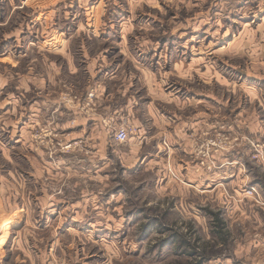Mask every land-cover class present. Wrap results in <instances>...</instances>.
<instances>
[{"label":"rangeland","instance_id":"obj_1","mask_svg":"<svg viewBox=\"0 0 264 264\" xmlns=\"http://www.w3.org/2000/svg\"><path fill=\"white\" fill-rule=\"evenodd\" d=\"M0 264H264V0H0Z\"/></svg>","mask_w":264,"mask_h":264},{"label":"crops","instance_id":"obj_2","mask_svg":"<svg viewBox=\"0 0 264 264\" xmlns=\"http://www.w3.org/2000/svg\"><path fill=\"white\" fill-rule=\"evenodd\" d=\"M261 10V8H260ZM256 13V12H254ZM257 14V13H256ZM101 102V101H100ZM137 102H135L134 104H136ZM133 105H131L129 102H127V104L125 105V112L123 111L124 109H122L121 113L118 112V110H115L113 112L108 113L107 115L109 117H112V125L111 123H109V125L113 128V125H118L117 123L122 124V119L125 117L128 118V120H126V122L133 120L135 122V124L139 127H141V129L143 128V121H141V118H138V109L137 107H135ZM36 107V105L34 106V108ZM67 110V114L70 115L69 119H73L72 121H76L78 122L77 124L80 126L79 130L82 131L85 129L86 130H90L91 132L97 133V132H101L102 128L101 125H99L98 119L97 118H82L80 116L75 117V110H68L67 107H65ZM69 108V107H68ZM73 108V105H72ZM59 111H61V114H63V110L61 109V107L58 108ZM120 111V110H119ZM119 113V115H118ZM37 115V114H36ZM39 115V114H38ZM102 114L100 113L99 116H101ZM108 117V118H109ZM87 119V120H86ZM189 120H193L191 122H189L188 120H180L179 118H171V145L172 143H175L174 141H185V144H180L183 147H187V145L189 146V133L190 132H196V133H201L203 130H206V123H207V111H205V113H203L201 110H199L197 113L194 112V117L190 118ZM69 121V120H68ZM254 122V121H253ZM114 123V124H113ZM188 123L190 124L189 128L187 129ZM255 123V122H254ZM124 124V123H123ZM88 125V127H87ZM256 125V124H255ZM102 126H106L103 125ZM254 129V128H253ZM145 130V127L140 130V132H143ZM188 130L190 132H188ZM255 132H257L256 129H254ZM259 130V129H258ZM194 133V134H196ZM82 141V140H81ZM85 142V141H84ZM131 143V141H129ZM136 142V141H135ZM171 152H173V145L171 147ZM172 161V159H171Z\"/></svg>","mask_w":264,"mask_h":264},{"label":"built area","instance_id":"obj_3","mask_svg":"<svg viewBox=\"0 0 264 264\" xmlns=\"http://www.w3.org/2000/svg\"><path fill=\"white\" fill-rule=\"evenodd\" d=\"M114 129L116 130V140L119 142H127L130 138V130L124 126H116Z\"/></svg>","mask_w":264,"mask_h":264}]
</instances>
